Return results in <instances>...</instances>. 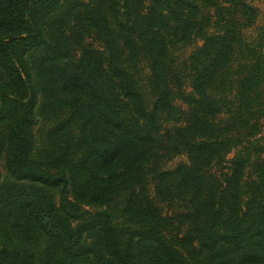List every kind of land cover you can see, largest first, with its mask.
Wrapping results in <instances>:
<instances>
[{
  "label": "trees",
  "instance_id": "obj_1",
  "mask_svg": "<svg viewBox=\"0 0 264 264\" xmlns=\"http://www.w3.org/2000/svg\"><path fill=\"white\" fill-rule=\"evenodd\" d=\"M257 2L0 0V264H264Z\"/></svg>",
  "mask_w": 264,
  "mask_h": 264
},
{
  "label": "rangeland",
  "instance_id": "obj_2",
  "mask_svg": "<svg viewBox=\"0 0 264 264\" xmlns=\"http://www.w3.org/2000/svg\"><path fill=\"white\" fill-rule=\"evenodd\" d=\"M259 1L260 2H257V4L262 9L261 22L263 23L264 22V0H259ZM185 161H186V158L184 156L177 157L176 159L171 161L168 166L173 168V167L177 166L178 164L185 162ZM0 167H1L2 174L4 176H6V169H5L4 163L2 161H0ZM46 245H47V241L41 235H34L32 240L28 243V247L36 255V261L38 264H39V258L41 257L40 254L42 253V251L44 250Z\"/></svg>",
  "mask_w": 264,
  "mask_h": 264
}]
</instances>
